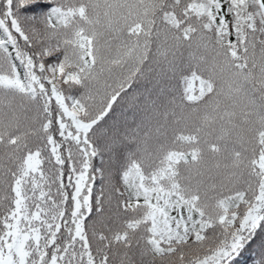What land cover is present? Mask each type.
Here are the masks:
<instances>
[{
    "label": "snow or ice",
    "instance_id": "snow-or-ice-1",
    "mask_svg": "<svg viewBox=\"0 0 264 264\" xmlns=\"http://www.w3.org/2000/svg\"><path fill=\"white\" fill-rule=\"evenodd\" d=\"M246 255L264 264V0H0V264Z\"/></svg>",
    "mask_w": 264,
    "mask_h": 264
},
{
    "label": "trees",
    "instance_id": "trees-1",
    "mask_svg": "<svg viewBox=\"0 0 264 264\" xmlns=\"http://www.w3.org/2000/svg\"><path fill=\"white\" fill-rule=\"evenodd\" d=\"M253 247H254V246H253ZM250 251H251V249H250ZM241 264H252V259H251V257L248 256V255H246V256L244 257V260L241 262Z\"/></svg>",
    "mask_w": 264,
    "mask_h": 264
}]
</instances>
